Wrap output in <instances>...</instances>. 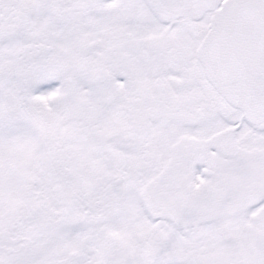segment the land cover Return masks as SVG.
Listing matches in <instances>:
<instances>
[{"label":"snow or ice","instance_id":"obj_1","mask_svg":"<svg viewBox=\"0 0 264 264\" xmlns=\"http://www.w3.org/2000/svg\"><path fill=\"white\" fill-rule=\"evenodd\" d=\"M0 264H264V0H0Z\"/></svg>","mask_w":264,"mask_h":264}]
</instances>
